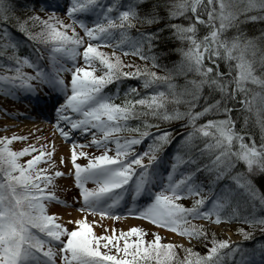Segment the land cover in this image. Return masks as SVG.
<instances>
[{
    "label": "snow or ice",
    "instance_id": "snow-or-ice-1",
    "mask_svg": "<svg viewBox=\"0 0 264 264\" xmlns=\"http://www.w3.org/2000/svg\"><path fill=\"white\" fill-rule=\"evenodd\" d=\"M60 11L0 0V97L55 100L53 134L71 143L61 172L54 140L14 150L28 137H0V264H264V243L248 255L210 231L264 235V0H67ZM63 176L77 189L71 206L56 195ZM54 205L81 218L68 228ZM129 216L183 242L94 231L96 217Z\"/></svg>",
    "mask_w": 264,
    "mask_h": 264
},
{
    "label": "rangeland",
    "instance_id": "rangeland-1",
    "mask_svg": "<svg viewBox=\"0 0 264 264\" xmlns=\"http://www.w3.org/2000/svg\"><path fill=\"white\" fill-rule=\"evenodd\" d=\"M61 16L63 18V15H61ZM66 22H68V21L66 20ZM24 98H26V97H24L22 95L20 97V100L17 103L13 104L11 101H4L5 99L3 97H0V102L1 101L3 102V104H0V137L5 136V135L11 137L13 134L18 135V136H27L28 137L27 141L14 142V145H13L14 150H19L20 148L26 147L29 144L35 145L37 148H39L45 142H47L48 147L51 148V146H52L51 142L54 140L56 148H57V151L55 154L56 168L54 170L55 171H61V172H69L71 169L70 163L67 165H61L59 163V160H60L61 156H63L66 160L69 158L70 150H71V143L65 142L63 140V138L59 136V133L53 134L54 133V124L56 122L55 118H51V117L47 118L46 117V120H48L51 123V126L41 127V128H37V129H33V130H31L30 128H24V126H11V127L8 126L7 119H9V118L4 116L3 109L5 107L7 108V105L9 107L10 105L20 104L21 101L26 102V100H24ZM54 104H55V102H54ZM14 115H17V119H19V115L17 113L14 112ZM17 119H15V120H17ZM5 127H7L9 129V131L5 132L3 130ZM37 137H43L44 139H41L39 142H37ZM75 140L77 142H81V143H87L88 142L79 133L76 134ZM84 151L88 152L90 155L91 154H95V155L100 154L94 148H85ZM35 154H37V153H34V155ZM23 159H25V161H26L27 159H29V157H25ZM78 162L83 163L84 161L81 160ZM40 166L41 167H47V165H44V164H42ZM56 183L58 185H60L62 188L67 189V191L58 190L56 192V195L59 197V199L61 201L65 202L67 205H69L71 203V201L73 202V199L76 197V196H74L72 190H70V192H68L69 189L72 186H74V179L71 178L70 176H63V177L57 178ZM79 215H80V213H79ZM89 219H90V221L93 220L92 217H89ZM95 220L98 221L99 224L103 225V227H100L98 225H94V228L96 229L97 235H111V232H105L104 229L115 228L116 232L118 234L121 230L127 231L128 229H130L132 227H144V229L148 230V235L146 237L149 240H151L153 238V236L151 234L158 232L160 235H162V237H166V239L163 240V242H165V243L166 242H172V243H182L183 242V239L176 240L178 238L174 237L173 235H171L167 231H165L163 229H157L145 221H142V222H144V225H140L132 219H128V220H125L124 222H122V221H114V220H110V219L105 218L101 221L99 217H96ZM203 223H205V222H203ZM229 230H231V232ZM211 232H214L216 237H218V239H221V240L231 239V237L236 236L233 232V229L226 230L225 227H222L220 229L215 228L214 231L211 230Z\"/></svg>",
    "mask_w": 264,
    "mask_h": 264
},
{
    "label": "bare ground",
    "instance_id": "bare-ground-1",
    "mask_svg": "<svg viewBox=\"0 0 264 264\" xmlns=\"http://www.w3.org/2000/svg\"><path fill=\"white\" fill-rule=\"evenodd\" d=\"M42 104H39V106ZM35 106L37 104H29L28 102H21V104H17V110H20V112H17L19 114V119L17 120H11L9 123L10 125H18V126H24L26 127H35V126H43V127H48L51 126V123L46 120L43 117L38 116L37 111L35 110ZM41 108V107H40ZM46 120V121H44ZM252 132L254 134H258V130L253 128ZM56 206L50 207V211L55 212V213H60L62 215H67L66 216H60L61 220L63 221H68L69 219H80L79 215L75 214L73 210L71 209H61L60 207L54 208ZM71 213V215H69ZM262 242L264 243V236L262 238Z\"/></svg>",
    "mask_w": 264,
    "mask_h": 264
},
{
    "label": "trees",
    "instance_id": "trees-1",
    "mask_svg": "<svg viewBox=\"0 0 264 264\" xmlns=\"http://www.w3.org/2000/svg\"><path fill=\"white\" fill-rule=\"evenodd\" d=\"M25 2H26V0H17L18 5H23ZM30 2L31 3H35V5L37 6V9H39V7H40L41 4H47L49 6H53V5L58 4L60 2L62 4V6L64 5V2L61 1V0H30ZM105 2L106 3H110L111 0H105ZM38 14L44 16L43 14H41L39 12H38ZM68 22H70V21H68ZM177 22H179V21H177ZM255 27L258 28V27H260V25H256ZM77 31H78V29H77ZM15 35L19 37L21 34L18 33V32H16ZM172 46H174V45H169V47H172ZM101 51L110 52V50H106L105 48H102ZM122 59H123V61L125 63H130L131 62V63H135V64H140L141 66H143L142 62L139 59H137L136 57L127 56V57H122ZM125 70L127 71L128 69H125ZM25 71L31 72V70H28V69H25ZM138 84H139V82L136 81V80H128V81H126V85L137 86ZM113 90H114V87H113ZM133 123H135V122H133ZM153 131H155V130H153ZM255 135L257 136V141H258V134H255ZM260 183L261 182L258 180V185ZM261 238H263V235H260L258 233H255L253 239H251L249 241L256 242V241H260L258 239H261ZM132 239H135V238H132ZM217 239H218V237H217ZM146 240H149V239L146 237ZM242 241H243L241 243L242 246L244 244L245 245L249 244L248 240L245 241V240L242 239ZM194 250L200 252L201 254H205V252H206V249L202 245H201V248H195ZM225 264H231V263H229V261L226 260Z\"/></svg>",
    "mask_w": 264,
    "mask_h": 264
}]
</instances>
